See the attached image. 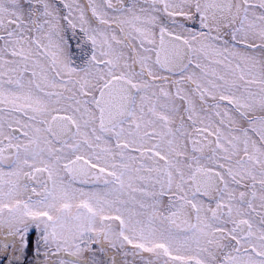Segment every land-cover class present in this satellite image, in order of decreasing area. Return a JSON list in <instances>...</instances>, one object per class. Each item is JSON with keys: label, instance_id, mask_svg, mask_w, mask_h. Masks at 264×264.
<instances>
[{"label": "snow or ice", "instance_id": "snow-or-ice-1", "mask_svg": "<svg viewBox=\"0 0 264 264\" xmlns=\"http://www.w3.org/2000/svg\"><path fill=\"white\" fill-rule=\"evenodd\" d=\"M0 264H264V0H0Z\"/></svg>", "mask_w": 264, "mask_h": 264}]
</instances>
